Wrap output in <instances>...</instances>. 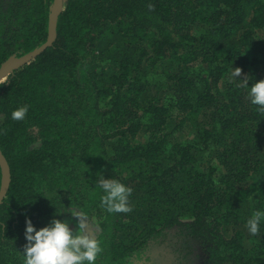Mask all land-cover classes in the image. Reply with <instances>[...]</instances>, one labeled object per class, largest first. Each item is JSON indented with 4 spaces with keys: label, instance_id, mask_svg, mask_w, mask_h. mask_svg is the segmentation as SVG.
<instances>
[{
    "label": "trees",
    "instance_id": "1",
    "mask_svg": "<svg viewBox=\"0 0 264 264\" xmlns=\"http://www.w3.org/2000/svg\"><path fill=\"white\" fill-rule=\"evenodd\" d=\"M55 3L0 0V67L47 42ZM56 35L0 83V264H24L26 217L75 230L76 211L96 264H264V221L246 228L264 112L230 79L264 80V0H64ZM101 175L132 189L130 212L101 207Z\"/></svg>",
    "mask_w": 264,
    "mask_h": 264
},
{
    "label": "clouds",
    "instance_id": "2",
    "mask_svg": "<svg viewBox=\"0 0 264 264\" xmlns=\"http://www.w3.org/2000/svg\"><path fill=\"white\" fill-rule=\"evenodd\" d=\"M230 79L239 81L238 87L248 90L251 104L258 106L264 112V80L253 82L248 75L242 76V69L233 67ZM28 112V107H20L11 114L13 120H22ZM102 190L101 207L108 213H127L131 211L129 197L132 189L116 178L98 180ZM77 221L74 230L70 224L61 219L53 218L46 226L37 229L30 217H26L23 247L24 264H96L103 251L101 242L90 231V218L87 213L79 211L70 213ZM264 212L256 211L246 222L248 232L255 236L259 234ZM145 259H148L145 254Z\"/></svg>",
    "mask_w": 264,
    "mask_h": 264
},
{
    "label": "water",
    "instance_id": "3",
    "mask_svg": "<svg viewBox=\"0 0 264 264\" xmlns=\"http://www.w3.org/2000/svg\"><path fill=\"white\" fill-rule=\"evenodd\" d=\"M63 1L64 0H56V3H55L54 8H53V12L50 15V19H49V36H48L47 42L43 46L38 48L37 50H35V51H33V52H31V53H29V54H27V55H25V56H23L21 58H14V59H11L10 61L4 63L0 67V83L12 71H14L16 69H19V68L23 67L24 65L28 64L30 61H32L37 56L42 54L47 48H49V47H51L53 45V43L55 42L56 37H57V35H56V27H57V24H58L59 15H60L62 7H63ZM0 165L2 167L3 174H4L3 189L0 192V204H1L3 198L7 194L9 183H10V179H11L9 164H8L5 156L1 152V150H0Z\"/></svg>",
    "mask_w": 264,
    "mask_h": 264
},
{
    "label": "rangeland",
    "instance_id": "4",
    "mask_svg": "<svg viewBox=\"0 0 264 264\" xmlns=\"http://www.w3.org/2000/svg\"><path fill=\"white\" fill-rule=\"evenodd\" d=\"M89 230L93 232V230L91 228Z\"/></svg>",
    "mask_w": 264,
    "mask_h": 264
}]
</instances>
